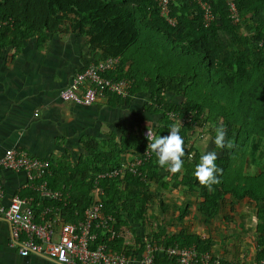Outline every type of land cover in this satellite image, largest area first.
Wrapping results in <instances>:
<instances>
[{
  "label": "trees",
  "instance_id": "obj_1",
  "mask_svg": "<svg viewBox=\"0 0 264 264\" xmlns=\"http://www.w3.org/2000/svg\"><path fill=\"white\" fill-rule=\"evenodd\" d=\"M204 1L215 18L206 28L201 26L200 10L189 0L169 4L173 27L159 16L154 0H0V50L6 45L16 47L35 34L75 33L84 38L90 52L96 53L93 62L117 59L116 67L103 76L112 81L125 79L129 89L125 98L112 96L122 103H129L135 95L144 97L142 110L158 116L150 126L155 134L165 136L173 124L167 112L192 114L180 129L186 150L181 172L172 174L159 167L151 152L150 158L137 167L139 175L124 172L94 182L95 175L118 168L124 162L121 157L127 156L129 161L147 145L140 136L143 128L136 135L125 134L119 127L117 139L112 132L104 140L86 135L79 140L83 154L75 163L64 156L51 158L48 174L43 176L47 188L61 193L63 201L41 200L34 190L37 182L19 195L31 198L35 212L56 208L63 222L80 218L97 186L102 191V213L112 217L116 232L110 241L103 238L107 249L127 254L137 247L140 252L143 239L136 237L134 245L125 244L119 229L143 224L153 200L150 182L162 190L168 184L175 187L174 182L199 189L197 211L209 218L216 214L226 194L237 202L246 198L247 203H253L257 259H264V0H231L237 12L235 24L228 17L226 0ZM160 38L164 42L159 45ZM206 123L213 126L210 149L218 152L216 163L223 169L212 192L193 174L203 154L186 135L188 129H201ZM221 124L227 139L234 142L232 149L215 147V128ZM250 168L252 175H241V170ZM159 207L163 209V204ZM146 237L149 244L163 248L190 244L198 251L209 248L197 235L160 237L153 233ZM154 262L173 264L160 255Z\"/></svg>",
  "mask_w": 264,
  "mask_h": 264
},
{
  "label": "crops",
  "instance_id": "obj_2",
  "mask_svg": "<svg viewBox=\"0 0 264 264\" xmlns=\"http://www.w3.org/2000/svg\"><path fill=\"white\" fill-rule=\"evenodd\" d=\"M95 57L96 53L88 50L82 36L67 32L35 34L22 39L16 47H3L0 50V152L14 147L49 162L51 158L64 156L73 164L83 154L81 137L91 135L104 140L112 132L117 139L119 127L125 129V134L139 131L145 114L138 109L133 111L136 109L134 99L122 103L112 95H105L89 106H79L58 98L59 89ZM122 159L128 160L127 156ZM0 184L3 204L28 188L22 173L6 170H0ZM176 195V200L169 202L166 213L155 218L157 225L145 217L140 226L120 227L123 243L135 244L136 237L144 239L147 233L160 237L189 234L205 239L209 244L207 252L220 263L251 264L261 259H257L259 248L247 245L249 238L245 240L243 230L242 233L236 231V226H255L253 218H248L254 222L250 224L238 212L223 209L220 202L219 208L226 213L225 217L209 218L196 212L191 216L196 223H186L187 217L183 215L188 202ZM145 222L152 227L146 228ZM0 264L55 263L38 255L20 256L9 243L8 224L0 218Z\"/></svg>",
  "mask_w": 264,
  "mask_h": 264
},
{
  "label": "built area",
  "instance_id": "obj_3",
  "mask_svg": "<svg viewBox=\"0 0 264 264\" xmlns=\"http://www.w3.org/2000/svg\"><path fill=\"white\" fill-rule=\"evenodd\" d=\"M171 1L154 0L159 16L173 27L175 20L168 15ZM189 1L200 10L201 26L208 27L215 20L210 6L204 0ZM225 4L231 23H237L235 5L231 0H226ZM116 63V58L89 62L70 79L66 86L59 89L58 98L63 102L79 106H89L105 95L125 98L129 82L125 79L112 81L103 76L105 71L113 70ZM191 115L190 112L183 116L173 112L166 113L173 123L181 122L182 126L189 123ZM148 130L153 131L148 127L140 132L147 146ZM168 131L165 136L168 135ZM147 146L140 155L124 161L118 168L95 175L94 182L99 178L121 176L124 172L139 175L137 167L147 161L151 155ZM187 157L190 158V154ZM48 166V160L31 157L14 147L5 148L0 152V170L22 173L27 187L37 182L34 190L41 200L63 201L61 193L51 191L46 186L43 176L48 174ZM91 194L92 202L84 208L80 218L75 216L76 218L71 221L63 222L56 208H43L40 212H35L29 197L13 195L7 204H3L4 193L0 184V218L8 224L9 243L17 249L20 256L38 255L55 264H155L154 258L157 255L166 257L173 264H221L207 251L196 250L194 244L163 248L151 245L143 239V248L140 252L137 251V247L129 250L127 254L110 251L102 240L104 238L110 241L116 234L113 219L110 215L102 213L101 189L94 186ZM251 264H264V259Z\"/></svg>",
  "mask_w": 264,
  "mask_h": 264
},
{
  "label": "rangeland",
  "instance_id": "obj_4",
  "mask_svg": "<svg viewBox=\"0 0 264 264\" xmlns=\"http://www.w3.org/2000/svg\"><path fill=\"white\" fill-rule=\"evenodd\" d=\"M163 42L164 41L161 40V38L157 41V43H159V45H160V43L162 44ZM153 44H155V43L154 42L150 43V45H153ZM154 74H155V71H154ZM141 97L142 96H140V97L134 96L132 98V100L134 99V101L136 102L133 104V107L136 108L133 111H136L138 109V110L142 111L143 114H145L143 117V123H142L143 124L142 128L145 129V128L153 125V123L157 120L158 116L157 117L150 116L142 110V107L145 104V101H144V97L143 98H141ZM138 119H139V117H138ZM211 129H213V126L211 124L206 123V124H203V127L201 129L197 127L196 129L193 128V130L188 129L186 132V135L189 138V141L196 148V150L201 154H205L207 151H212L210 149L211 148V133H210ZM134 134L137 135L138 131ZM243 170H241V175H252L251 174L252 168L247 169L246 171H245V169H243ZM157 171L160 175L166 176L165 171L163 169H158ZM164 180L168 181L167 178H164ZM172 183H173V185H175V187H172V186L170 187V185L168 184L167 185L168 189L166 188L167 190H165V191L158 188L156 186V184H154L152 182L149 183L150 185L148 186V189H150V191H151L150 194H151V197L153 196V200H152V203L149 204V207L146 211L145 217L148 219L149 222H151L153 220V223L155 225H157L155 218L157 216H160V215H163L166 213L165 211H166V208H168V206L170 204L169 202H173V199L175 201L176 198H174V197H176L177 196L176 194H178V197L181 196L182 198L186 199V203L188 202V204L186 205V208L187 207L188 208L186 209L185 214L183 215L184 217H187L186 223H188V222L196 223L195 219H193V217H191V216H192V214L196 215V212L198 214H201L199 211H197V205L199 202V197H198L199 189H196L194 187L188 188L186 186L182 187V186H179L178 184L177 185L174 184V182H172ZM182 193H184V195H182ZM193 196H195V200L193 199ZM221 202H222L221 207L223 209H225L226 211L229 209L228 211L231 213L232 212L233 213L238 212V214L243 215L245 217V220H248V218L249 219L253 218L252 220H255V222L257 221L255 218V209L253 207L254 204L253 203L252 204L247 203L246 198L242 199L240 202H237L234 199H232L228 194H226V195L222 196ZM160 203L163 204V209L159 207ZM262 205H263V203L261 204V206ZM189 208L191 209L190 211H189ZM173 209H174V207H173ZM184 209H185V207H184ZM157 213H159V214H157ZM215 216L218 218H223L226 216V213H223V210L218 208L216 210ZM184 217H181L180 219H184ZM230 218L232 221L233 216ZM160 222H162V221H160ZM248 222H250V224L254 223V222L249 221V220H248ZM144 226L146 228L152 227V225L148 222H145ZM221 226L223 227V225H221ZM238 230H240L239 232H241L243 230V233L245 234V240H246V238H249V241L246 240L248 242L247 245L251 246V248H255L258 234L256 233L254 226L253 225L252 226L246 225V226H243L241 228H237V226H236V231H238ZM146 236L150 237V234L147 233ZM146 236H145L144 240L148 238ZM247 236H249V237H247Z\"/></svg>",
  "mask_w": 264,
  "mask_h": 264
},
{
  "label": "clouds",
  "instance_id": "obj_5",
  "mask_svg": "<svg viewBox=\"0 0 264 264\" xmlns=\"http://www.w3.org/2000/svg\"><path fill=\"white\" fill-rule=\"evenodd\" d=\"M181 126V122L173 123L166 136L157 135L151 130L146 133L147 149L155 153L158 166L172 174L182 171L183 158L186 156L185 141L180 135ZM214 144L217 149L221 150L232 149L235 146L231 139H227L226 128L222 124L215 128ZM218 159V152L207 151L201 155L200 162L195 166L193 173L199 184L207 188L209 192L214 191L213 185L220 183L219 176L223 169L216 163Z\"/></svg>",
  "mask_w": 264,
  "mask_h": 264
}]
</instances>
